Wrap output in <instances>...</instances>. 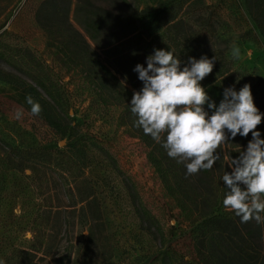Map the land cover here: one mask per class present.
<instances>
[{
	"label": "rangeland",
	"instance_id": "obj_1",
	"mask_svg": "<svg viewBox=\"0 0 264 264\" xmlns=\"http://www.w3.org/2000/svg\"><path fill=\"white\" fill-rule=\"evenodd\" d=\"M43 1L0 0V34L6 30L5 42L30 51L52 77L63 78L72 102V127L78 125L76 133L96 137L99 145L87 152L86 166L64 177L54 168L41 166L39 159L45 150H69L75 137L57 133L41 114L33 116L26 92L0 81V261L11 236L19 246L32 238L34 226L46 218L58 223L52 233L57 243L50 259L64 253L66 241L74 244L75 252L81 236H93L94 242L84 252V264H194L190 236L173 239L169 235L172 227L186 226L180 210H172L175 203L149 161V149L141 139L117 127L119 105L126 103V93L98 73L94 76L100 87L78 81L74 64L68 63L73 56L61 51L58 44L47 46L46 32L36 19ZM128 1L88 0L120 14H128L138 5L137 0ZM140 1V9L157 6V0ZM77 2L72 0L70 23L84 33L75 22ZM260 6L259 0H190L178 18L208 30L213 45L227 54L233 56V47L238 48L239 58L233 56L237 64L254 82H261L264 90V37L255 22ZM107 67L119 84L131 89L111 64ZM0 69L14 72L2 61ZM261 98L256 106L264 113V96ZM20 108L23 115L17 120L15 111ZM257 130L264 139V120ZM223 153L230 165L227 145H223ZM64 223L69 226L65 228ZM168 250L187 263L171 260ZM50 259L45 264H52ZM219 262L228 263L223 255Z\"/></svg>",
	"mask_w": 264,
	"mask_h": 264
},
{
	"label": "trees",
	"instance_id": "obj_2",
	"mask_svg": "<svg viewBox=\"0 0 264 264\" xmlns=\"http://www.w3.org/2000/svg\"><path fill=\"white\" fill-rule=\"evenodd\" d=\"M137 1L136 8L128 14H120L104 5L78 0L74 17L84 33L70 23L72 0H44L37 9L36 19L46 32L47 46L58 44L63 47L61 51H68L73 56V61L71 59L68 63L74 64L75 73L80 76L78 81L84 85L97 83L100 87L94 76L98 73L103 76L102 79L116 82L120 90L126 93V103L119 105L117 127L141 139L149 149V161L175 203L172 210H180L182 223L186 226L172 227L169 235L173 239L184 234L190 236L196 253L194 264H222L219 262L220 255L227 258V264H264V222L251 220L241 223L239 217L223 207L222 200L227 189L221 177L225 171H230L223 146L219 150L221 159L213 169L186 175L184 164L169 158L160 143L135 126L136 117L130 110L133 91L143 87L138 73L133 69L137 64L146 67V58L154 54L155 49L172 50L182 61L181 67L187 64L189 57L197 60L201 56L209 59L215 57L212 73L200 83L217 105L223 99L225 88L234 86L239 91L245 83L251 85L256 105L264 96L261 82H254L253 76L239 66L231 54L216 48L208 30L196 28L178 18L190 0H157V6L151 9H140L141 1ZM259 2L261 11L255 22L264 37V0ZM5 34L6 30L0 34V61L9 65L14 72L0 69V81L22 88L27 96L31 95L39 102L43 109L41 115L50 128L63 136L75 137L69 150L66 147L62 150H45L39 159L40 165L56 169L63 177L71 170L86 166L84 159L87 152L99 145V141L90 134L76 133L78 125L72 127V102L69 92L63 88V78L52 77L48 67L30 51L5 42ZM107 63L115 68L131 89L119 84ZM237 78H240L239 82ZM250 139L251 134L248 137L237 135L231 139L226 144L230 157H238L239 151L246 149ZM70 151L74 152L73 155ZM57 225L54 220L44 218L34 226L32 238L19 246L11 236L3 264H45L57 243V238L52 235ZM67 226L64 223V227ZM93 242V236L88 239L81 236L74 252V244L68 240L64 253L50 261L52 264H84V252ZM167 254L175 262L187 263L170 250Z\"/></svg>",
	"mask_w": 264,
	"mask_h": 264
},
{
	"label": "clouds",
	"instance_id": "obj_3",
	"mask_svg": "<svg viewBox=\"0 0 264 264\" xmlns=\"http://www.w3.org/2000/svg\"><path fill=\"white\" fill-rule=\"evenodd\" d=\"M239 58V49L233 47ZM215 57H189L185 66L172 50L155 49L146 58V67L137 64L133 71L143 87L133 91L131 113L135 126L160 143L167 156L184 164L186 175L211 170L221 159L220 149L237 135L251 139L239 156L231 158L230 171L221 177L227 191L223 207L240 218L241 223L264 222V139L258 126L264 113L254 103L251 85L245 83L239 91L227 87L217 105L201 85L214 68ZM240 78H237L239 82ZM31 114L43 111L31 95L26 97ZM23 109L15 111L22 118ZM3 264V261H0Z\"/></svg>",
	"mask_w": 264,
	"mask_h": 264
}]
</instances>
